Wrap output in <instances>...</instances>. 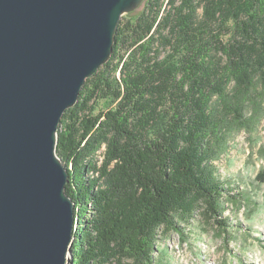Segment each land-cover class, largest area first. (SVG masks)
Instances as JSON below:
<instances>
[{
	"label": "trees",
	"instance_id": "obj_1",
	"mask_svg": "<svg viewBox=\"0 0 264 264\" xmlns=\"http://www.w3.org/2000/svg\"><path fill=\"white\" fill-rule=\"evenodd\" d=\"M264 124V0H145L67 110L57 155L77 227L70 264L157 263L158 244L240 203L219 162Z\"/></svg>",
	"mask_w": 264,
	"mask_h": 264
},
{
	"label": "water",
	"instance_id": "obj_2",
	"mask_svg": "<svg viewBox=\"0 0 264 264\" xmlns=\"http://www.w3.org/2000/svg\"><path fill=\"white\" fill-rule=\"evenodd\" d=\"M145 0H0V264H70L62 118Z\"/></svg>",
	"mask_w": 264,
	"mask_h": 264
},
{
	"label": "rangeland",
	"instance_id": "obj_3",
	"mask_svg": "<svg viewBox=\"0 0 264 264\" xmlns=\"http://www.w3.org/2000/svg\"><path fill=\"white\" fill-rule=\"evenodd\" d=\"M258 130L260 135H257ZM251 138L264 143V124H261L255 131L242 130L234 134L230 141V147L227 155H225L218 163L220 172L223 175L225 181L229 182V185H233L237 188L235 194L238 195L240 203L238 205L227 204L228 210L224 213L223 219L227 221V227L225 231L221 230L220 226L215 222H207L201 217L193 222L192 225L187 226L186 233H190L192 227L197 224H204L209 227V232L206 240L209 245V249L219 258H223L228 253L235 250L236 252L242 251V246H246L250 241V233L247 228V213L256 207H258L262 200H264V186L253 187V185L264 184V171L261 170L264 167V161H257L256 168L251 167L245 169L244 162L248 156H259L261 152H264V148L258 143L255 148L250 143ZM233 162L235 167L231 172L228 169V163ZM223 169V171H222ZM241 174L242 179H236L234 177ZM264 214V211H262ZM184 235L178 233H171L166 236L158 244V249L162 253H156L157 263L161 261L167 264L166 253L169 249H181V243L183 240V254L190 257L189 240L184 239ZM219 249V252L216 250ZM232 257H229L231 259ZM160 261V262H159Z\"/></svg>",
	"mask_w": 264,
	"mask_h": 264
},
{
	"label": "clouds",
	"instance_id": "obj_4",
	"mask_svg": "<svg viewBox=\"0 0 264 264\" xmlns=\"http://www.w3.org/2000/svg\"><path fill=\"white\" fill-rule=\"evenodd\" d=\"M258 130L257 135H260ZM250 143L253 148L258 143L264 148V143L251 138ZM264 161V152H261L259 156L253 157L248 156L244 162L245 169L251 167L256 168L257 161ZM235 167L233 162L228 163L229 172ZM264 171V167L261 168ZM223 171V169H222ZM236 179H242L241 174L234 177ZM262 185H253V187H262ZM264 200L261 201L260 205L254 209H251L247 213V228L250 233V241L246 246H242L241 252H232L225 255L223 258L217 257L210 249L206 237L209 232V227L204 224H197L192 227L190 233H186L184 239L189 240V253L190 257L178 254L183 253V240L181 243V249H169L166 253L167 264H264ZM219 252V249L216 250ZM229 257H232L229 259Z\"/></svg>",
	"mask_w": 264,
	"mask_h": 264
}]
</instances>
